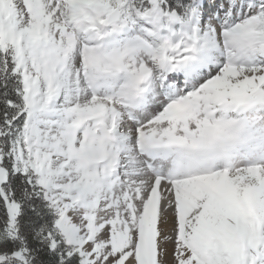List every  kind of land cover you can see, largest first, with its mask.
Wrapping results in <instances>:
<instances>
[{"label": "snow or ice", "instance_id": "1", "mask_svg": "<svg viewBox=\"0 0 264 264\" xmlns=\"http://www.w3.org/2000/svg\"><path fill=\"white\" fill-rule=\"evenodd\" d=\"M0 264H264V0H0Z\"/></svg>", "mask_w": 264, "mask_h": 264}]
</instances>
